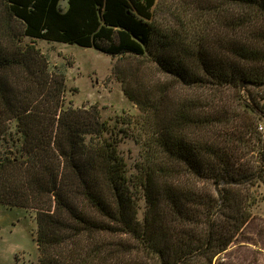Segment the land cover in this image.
Returning <instances> with one entry per match:
<instances>
[{"label":"trees","instance_id":"16d2710c","mask_svg":"<svg viewBox=\"0 0 264 264\" xmlns=\"http://www.w3.org/2000/svg\"><path fill=\"white\" fill-rule=\"evenodd\" d=\"M61 2L0 0V205L34 214L38 264H213L262 199L264 0ZM35 40L113 59L132 167Z\"/></svg>","mask_w":264,"mask_h":264},{"label":"rangeland","instance_id":"374dc122","mask_svg":"<svg viewBox=\"0 0 264 264\" xmlns=\"http://www.w3.org/2000/svg\"><path fill=\"white\" fill-rule=\"evenodd\" d=\"M180 2L181 5L183 2ZM65 5L66 0H62L61 8L65 9ZM29 43L28 39L22 41V44ZM34 45L47 56L50 70L59 69L64 73V106L97 105L102 120L118 139V151L128 167L137 163L140 148L123 137L121 131L125 127L118 121L126 115L135 116L138 111L123 94L120 82L112 77L113 59L94 48L74 44L35 40ZM259 191L262 199L253 209L252 220L213 264H264V188L260 187ZM35 228L31 211L0 205V264H38Z\"/></svg>","mask_w":264,"mask_h":264},{"label":"built area","instance_id":"2783aa9c","mask_svg":"<svg viewBox=\"0 0 264 264\" xmlns=\"http://www.w3.org/2000/svg\"><path fill=\"white\" fill-rule=\"evenodd\" d=\"M259 131L264 133V127L262 125H259Z\"/></svg>","mask_w":264,"mask_h":264},{"label":"water","instance_id":"95a60500","mask_svg":"<svg viewBox=\"0 0 264 264\" xmlns=\"http://www.w3.org/2000/svg\"><path fill=\"white\" fill-rule=\"evenodd\" d=\"M244 84H242V86H243Z\"/></svg>","mask_w":264,"mask_h":264}]
</instances>
